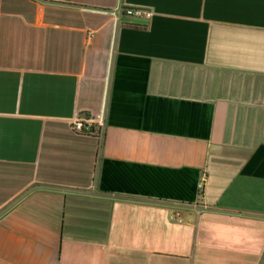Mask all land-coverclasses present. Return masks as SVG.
Masks as SVG:
<instances>
[{
  "label": "crops",
  "instance_id": "0c3cea01",
  "mask_svg": "<svg viewBox=\"0 0 264 264\" xmlns=\"http://www.w3.org/2000/svg\"><path fill=\"white\" fill-rule=\"evenodd\" d=\"M0 264H264V0H0Z\"/></svg>",
  "mask_w": 264,
  "mask_h": 264
},
{
  "label": "built area",
  "instance_id": "2783aa9c",
  "mask_svg": "<svg viewBox=\"0 0 264 264\" xmlns=\"http://www.w3.org/2000/svg\"><path fill=\"white\" fill-rule=\"evenodd\" d=\"M119 15H124L131 18H141L145 20H149L152 17V12L147 9H140V8H124L119 10ZM71 129L74 133L81 134V135H92L99 140L103 139L104 136V124L101 119H99V115L90 118V117H83L78 116L72 121ZM203 191V183H199L198 185V194L201 196ZM176 218L179 217L178 213L174 215Z\"/></svg>",
  "mask_w": 264,
  "mask_h": 264
},
{
  "label": "trees",
  "instance_id": "16d2710c",
  "mask_svg": "<svg viewBox=\"0 0 264 264\" xmlns=\"http://www.w3.org/2000/svg\"><path fill=\"white\" fill-rule=\"evenodd\" d=\"M86 117H89V115H86Z\"/></svg>",
  "mask_w": 264,
  "mask_h": 264
}]
</instances>
